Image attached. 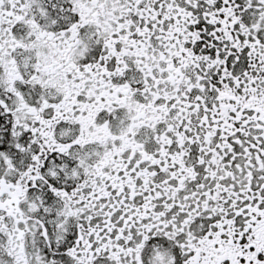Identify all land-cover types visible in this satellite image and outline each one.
Listing matches in <instances>:
<instances>
[{
  "label": "snow or ice",
  "instance_id": "obj_1",
  "mask_svg": "<svg viewBox=\"0 0 264 264\" xmlns=\"http://www.w3.org/2000/svg\"><path fill=\"white\" fill-rule=\"evenodd\" d=\"M0 264H264V0H0Z\"/></svg>",
  "mask_w": 264,
  "mask_h": 264
}]
</instances>
